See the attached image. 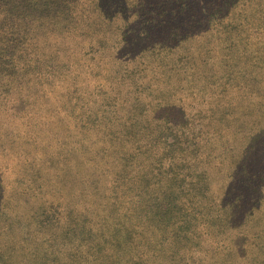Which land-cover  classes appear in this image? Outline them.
Instances as JSON below:
<instances>
[{
  "label": "trees",
  "instance_id": "obj_1",
  "mask_svg": "<svg viewBox=\"0 0 264 264\" xmlns=\"http://www.w3.org/2000/svg\"><path fill=\"white\" fill-rule=\"evenodd\" d=\"M0 264H264V0H0Z\"/></svg>",
  "mask_w": 264,
  "mask_h": 264
}]
</instances>
